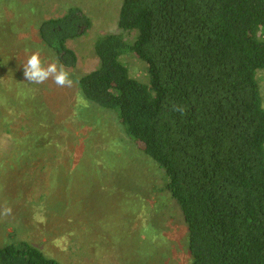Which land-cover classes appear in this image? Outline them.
Returning <instances> with one entry per match:
<instances>
[{"label":"trees","instance_id":"1","mask_svg":"<svg viewBox=\"0 0 264 264\" xmlns=\"http://www.w3.org/2000/svg\"><path fill=\"white\" fill-rule=\"evenodd\" d=\"M91 26L81 8L70 7L36 29L35 38L73 79V113L114 114L129 141L163 171L161 191L185 225L190 264H264V108L257 80L264 71V0H122L120 32L98 37L95 69L74 76L78 58L69 44ZM129 32L130 42L123 35ZM17 55L5 51L0 58L16 64ZM128 55L145 65V82L130 76ZM2 93L3 104L16 106L28 123L24 136L3 124L5 145L13 147L0 152V182L11 185L56 145L71 107L64 112L42 84L21 75L0 74ZM58 113L65 117L53 122ZM0 264L60 263L13 240L0 247Z\"/></svg>","mask_w":264,"mask_h":264},{"label":"rangeland","instance_id":"2","mask_svg":"<svg viewBox=\"0 0 264 264\" xmlns=\"http://www.w3.org/2000/svg\"><path fill=\"white\" fill-rule=\"evenodd\" d=\"M121 2L0 0V55L19 53L15 59L19 66L0 58L4 67L0 74L24 76L23 63L32 51H39L44 66L54 61L35 38L36 29L70 7L81 8L92 23L83 37L69 44L78 58L73 75L89 73L97 65L96 39L118 32ZM123 35L128 42L133 40L134 33ZM123 60L131 77L146 81L142 62L134 55ZM257 80L264 108V71L257 73ZM42 86L50 91L53 103L60 106L61 101L68 111L75 95L71 87H58L51 79ZM0 102L4 113L0 152L7 153L13 146L5 145L3 124L24 136L28 123L16 106ZM73 111L71 107L56 145L41 153V162L32 165L25 179L11 185L0 182V209L5 204L12 208L11 215H0V247L13 240L28 241L60 264H190L185 225L175 203L161 191L163 171L129 141L114 114ZM64 114L58 113L53 122Z\"/></svg>","mask_w":264,"mask_h":264},{"label":"clouds","instance_id":"3","mask_svg":"<svg viewBox=\"0 0 264 264\" xmlns=\"http://www.w3.org/2000/svg\"><path fill=\"white\" fill-rule=\"evenodd\" d=\"M23 75L28 82L37 85L51 79L55 85L61 88L73 86V79L64 65L58 60H54L44 66L39 51H32L30 55H27L26 61L23 63ZM176 110L183 111V109ZM11 213L12 208L7 204L0 209V215L9 216Z\"/></svg>","mask_w":264,"mask_h":264}]
</instances>
